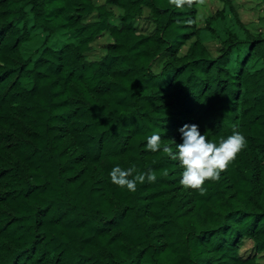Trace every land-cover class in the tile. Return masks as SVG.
Instances as JSON below:
<instances>
[{
  "label": "trees",
  "instance_id": "trees-1",
  "mask_svg": "<svg viewBox=\"0 0 264 264\" xmlns=\"http://www.w3.org/2000/svg\"><path fill=\"white\" fill-rule=\"evenodd\" d=\"M220 1L0 0V264H264V32ZM186 121L246 136L200 187L146 143Z\"/></svg>",
  "mask_w": 264,
  "mask_h": 264
},
{
  "label": "clouds",
  "instance_id": "clouds-1",
  "mask_svg": "<svg viewBox=\"0 0 264 264\" xmlns=\"http://www.w3.org/2000/svg\"><path fill=\"white\" fill-rule=\"evenodd\" d=\"M180 3V0H177ZM180 141L174 142V147L161 143V134L153 131L147 136V147L153 151L162 150L180 165V182L185 186L200 187L206 178L216 179L221 169L245 146L246 136L238 130L219 138V141L208 139L205 132L195 122H184L178 128ZM135 164L122 167L115 164L109 171L111 181L118 185L126 186L129 190H135L136 181L155 179L151 171H140L133 176ZM201 190H203L201 188Z\"/></svg>",
  "mask_w": 264,
  "mask_h": 264
},
{
  "label": "rangeland",
  "instance_id": "rangeland-1",
  "mask_svg": "<svg viewBox=\"0 0 264 264\" xmlns=\"http://www.w3.org/2000/svg\"><path fill=\"white\" fill-rule=\"evenodd\" d=\"M236 11L238 12L241 20L252 30H261L264 32V10L261 0H233ZM222 8V2L220 0H207L206 8L202 12L216 11ZM113 22H118L117 14L113 18ZM196 22L199 26L204 24L201 9L199 6L198 13L196 14ZM232 26L231 16L227 14L226 18L221 20L218 24L219 29L224 32ZM139 27L143 31H150L152 29L151 23L146 20H141ZM107 42L106 35L101 36L96 41V47L93 52V56H100L103 52L104 44ZM239 252L242 255L253 254L252 243L248 239H243L239 244ZM258 261L264 262V256H259Z\"/></svg>",
  "mask_w": 264,
  "mask_h": 264
}]
</instances>
